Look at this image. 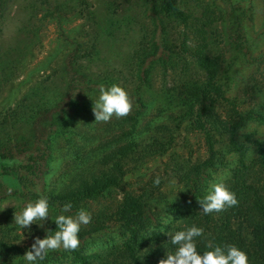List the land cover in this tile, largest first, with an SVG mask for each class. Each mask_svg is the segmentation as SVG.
<instances>
[{"label": "rangeland", "instance_id": "obj_1", "mask_svg": "<svg viewBox=\"0 0 264 264\" xmlns=\"http://www.w3.org/2000/svg\"><path fill=\"white\" fill-rule=\"evenodd\" d=\"M51 1L14 0L15 6L3 23L1 41L6 46L13 44L25 51L27 48V56L17 65L14 79L0 85V123L9 117L22 116L26 110L24 116L31 118L34 112L25 97L33 87L54 82L70 52L75 50L81 57L93 54V43L99 56L91 62V71L105 77L103 85L116 83L123 87L133 104L126 116L97 123L92 114L94 96L73 116L72 122L64 125V129L79 130L84 136L71 133V146H65V155L62 153L63 157L52 164L53 169L46 176L48 183L70 176L76 172L81 158L90 164V160L92 163L98 157V162L106 167L101 166L102 172H107L113 162L104 161L111 152L121 162L120 170L113 171L117 186L108 196L87 205L91 220L81 228L82 238L87 240L83 254L86 261L123 264L122 211L129 194L150 193L174 205L183 203L178 212L170 215L172 222L160 227L165 233L203 219L199 203L184 195L185 183L190 171L208 160L212 150V166L201 192L204 195L209 182L224 178L235 193L237 204L210 213L211 241L235 245L246 253L248 264H255L256 258L264 264V257L260 258L256 252L257 226L251 208L252 196L246 188L253 184L264 204V0L241 3L242 10L249 7L251 11L248 36L252 44L241 65L235 59L244 37L240 13L228 0H177L186 10L184 21L157 14L152 5L142 4L140 0H77L73 8ZM30 2L37 4L33 20L26 10ZM100 7H105L104 13L93 17V9ZM204 9L209 13L207 18L202 15ZM160 31L166 39L160 49L163 46L166 49L160 58L147 59L151 68L141 81L138 73L148 66L141 65V59L153 52L152 44L160 40ZM198 61L215 73L213 82L221 87V98L201 91L200 101L195 104V92L204 88L207 80ZM138 100L145 110L137 116ZM44 110L43 106L41 111ZM235 112L244 118V123L235 127L232 138L247 145L249 150L246 164L251 172L245 181L241 179L244 170L238 155L231 147V130L237 122ZM135 116L136 126L132 119ZM43 121L41 115L31 124L35 126ZM246 137L251 143L245 142ZM131 138L149 140L138 143L135 157L129 152L118 156ZM156 176L161 177V184L154 186L152 181ZM169 178L177 181L172 189L166 185ZM13 199L15 204L0 210L3 219L0 238L29 249L33 237L42 238L44 228L33 224L19 231L13 225V214L23 207L21 202L7 196L0 201V208ZM47 225L48 222L45 228ZM68 253L62 249L50 251L43 264H76ZM23 254L15 258L23 261L20 258Z\"/></svg>", "mask_w": 264, "mask_h": 264}, {"label": "trees", "instance_id": "obj_2", "mask_svg": "<svg viewBox=\"0 0 264 264\" xmlns=\"http://www.w3.org/2000/svg\"><path fill=\"white\" fill-rule=\"evenodd\" d=\"M75 1L77 0H52L51 2L64 6V8H73ZM140 1L142 4L152 5L157 14L168 15L177 21L187 19V16L184 14L186 10L184 7L178 5L177 0ZM228 1L240 13L238 16L241 18L240 27L244 37L237 47L238 55L235 59L237 65H241L246 61V54H248L252 46L249 40L250 37L248 36V32H250L248 24L251 20V11L249 7L243 10L240 7L242 1L246 0ZM13 5L15 6L14 0H0V85L14 79L17 65L21 64L27 56V48L25 51L20 49V46L13 44L6 46L1 41L3 23L11 13ZM104 8L93 9L92 16L96 17L98 13H104ZM26 10L30 13V19L33 20V16L37 10L36 2L28 3ZM56 11L57 9H55V13ZM202 15L207 18L209 13L204 9ZM242 21L244 22L243 25ZM26 24L28 23L26 22ZM160 33V40L153 41V52L141 59V65H145L146 63L148 65L147 68L144 66L138 73L141 81L146 79V75L151 68L150 61L147 59L153 57L160 58L163 55L162 51L166 49L165 46H163L162 50L160 49V45H163L166 41L162 31ZM60 40L63 42V39ZM95 47L96 45L93 43L91 48H93L94 53H89L84 57L77 55L75 50L70 52L66 60H64L65 64L56 75V78H54V82L50 81L48 84L33 87L34 90L30 91L28 96L25 97L26 100H29L28 106H30V110L34 112L31 118L24 116L27 113L26 110V113H23L22 116L12 118L7 116L9 118L0 123L2 125L0 130V201L7 196L14 197L23 205L28 200H35L40 195H46L49 198L53 214L55 211H58L63 203L68 201L72 203L73 210L80 207L87 210L88 203L108 196L111 190L117 186V177L113 171L120 170L119 166L121 162L114 159L113 152L105 156L106 161L104 162H113L107 172H102L103 167H106L101 161L98 162V157L92 163L90 160V164L85 163L81 158L79 160V167L76 166L75 168V173H71L68 177H62L59 181H52L51 183L46 181V176L53 169L52 164L61 159L63 154L65 155V146L67 144L69 147L71 146V133H79L80 136H84L79 130L73 132V128L64 129V125L72 122L73 116L91 102L97 92L98 85L104 84L105 77H100V75L91 71V62L96 61L99 56V51H96ZM197 63L204 70L207 80L204 88L198 89L195 92L197 95L195 104L200 101L199 94L201 91L213 93L216 97L221 98V87L215 84L218 86L216 87L213 82L215 73L208 66L202 65L199 61ZM231 79L232 77L228 74V80ZM137 105L138 110L140 109L136 112L138 116L140 111L145 109L140 100L137 101ZM43 106L46 110L41 111ZM41 115L44 119L43 123H38L35 126L32 125L31 122H35L37 116ZM234 116L237 118V122L233 130H231V147L238 155L239 163L244 170L241 179L245 181L250 175L249 167L246 164L249 150L247 145L244 143L238 144L232 138L235 127L244 123V118L236 112ZM132 119L135 121L136 126L138 123L137 117L135 116L136 120L134 117ZM259 120L263 121L261 118ZM148 140L147 138L145 141H135V138H131L118 156L128 154L129 152L135 157L138 151V143H146ZM62 141H64V145ZM245 142L251 143V140L246 137ZM213 158L214 153L211 150L209 159L197 164L190 171L185 183L187 193L184 194L189 200H196L198 202L202 198L201 189L208 178ZM65 164L67 165V162ZM97 165L100 167L99 169ZM246 188L252 196L251 208L253 209L255 224L257 226L256 252L260 258H263L264 204L261 201V195H259L257 188L253 184L248 185ZM128 197L129 199L126 201L122 211L125 226L124 250L122 251L123 264H157L160 259L164 258L166 250H172V246L168 244L169 237L165 235V231L160 230L163 217L164 215L170 216L175 214L176 210L178 212L179 206L183 203H176L174 205L169 200H163L161 196L153 197L150 193H146V196L129 194ZM210 213L207 215L203 214V219H198L195 223L204 229L203 238L198 240L199 247H197V252L208 250L209 243L216 244V242L211 241V231H209L208 221ZM2 222L3 219L0 212V225ZM46 228L54 230L55 225L48 222ZM149 230L152 233L149 234ZM173 230L170 229L166 232H172ZM78 236L80 239L79 247L69 251L67 256L76 264H89L84 257L85 255H83L85 254V250H87V240L84 239V236L82 238L81 231ZM27 250L29 249L7 243L0 238V264H23V261H18L15 257ZM256 261L255 264H261L259 258H256ZM43 262L44 260L39 262V264H43Z\"/></svg>", "mask_w": 264, "mask_h": 264}, {"label": "clouds", "instance_id": "obj_3", "mask_svg": "<svg viewBox=\"0 0 264 264\" xmlns=\"http://www.w3.org/2000/svg\"><path fill=\"white\" fill-rule=\"evenodd\" d=\"M133 104L128 92L119 84H100L92 101V114L97 123H107L113 118L126 116L132 109ZM153 185L161 184V177L156 176ZM175 178L166 180L169 189L176 186ZM11 191V190H9ZM177 192L174 193L176 195ZM6 203L0 210L7 205ZM201 212L207 215L210 212H220L237 204L236 196L226 185L224 178H219L208 183L202 198L198 200ZM91 220V213L83 207L73 210L70 201L63 203L58 211H53L46 195H40L35 200H28L23 207L13 214V225L21 231L27 230L30 225L35 224L37 228H44L43 238L33 237V243L29 250L25 251L23 264H39L45 259V255L57 249L72 251L79 247L78 234L82 226ZM47 222L55 225L54 230L45 228ZM172 222L170 216L163 217L162 224ZM152 233L149 230V234ZM148 234V235H149ZM169 237L168 244L172 250L164 254L157 264H248V257L244 251L231 244L209 243L208 250L197 252V242L203 238L204 229L192 224L180 230L166 232Z\"/></svg>", "mask_w": 264, "mask_h": 264}]
</instances>
